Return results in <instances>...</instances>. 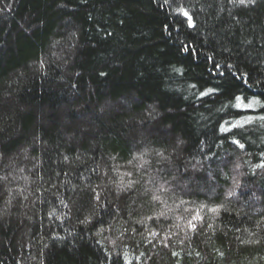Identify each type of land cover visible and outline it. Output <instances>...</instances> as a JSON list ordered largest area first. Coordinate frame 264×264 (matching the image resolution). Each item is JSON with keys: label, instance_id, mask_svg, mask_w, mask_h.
I'll use <instances>...</instances> for the list:
<instances>
[{"label": "trees", "instance_id": "16d2710c", "mask_svg": "<svg viewBox=\"0 0 264 264\" xmlns=\"http://www.w3.org/2000/svg\"><path fill=\"white\" fill-rule=\"evenodd\" d=\"M0 264H264V0H0Z\"/></svg>", "mask_w": 264, "mask_h": 264}, {"label": "rangeland", "instance_id": "374dc122", "mask_svg": "<svg viewBox=\"0 0 264 264\" xmlns=\"http://www.w3.org/2000/svg\"><path fill=\"white\" fill-rule=\"evenodd\" d=\"M31 158V157H30ZM137 164H131V165H128L125 169H123L121 172H123V174H124V176L126 177V176H128V178H135V177H137V176H134V175H131V172H136L137 171ZM120 171V170H119ZM116 172V174L115 175H120V172ZM168 172L170 173V170H168ZM127 174V175H126ZM161 174L159 173V176H160ZM156 176V174H152L151 175V178H153V177H155ZM157 179V178H156ZM164 182V181H163ZM167 183H165V184H162L161 185V182H160V185H161V188L162 189H164V190H166V191H168L167 193L168 194H170V195H172V189L175 191L176 190V188L174 187V185L173 184H170L168 181H166ZM119 183V182H118ZM137 186H139L140 187V185H141V188L140 189H143V191H145L144 189H146L145 187H146V184H144V183H142V182H140V180H137ZM141 183V184H140ZM119 185V184H118ZM121 188H123L122 186H120ZM166 187V188H165ZM140 192V193H144V192ZM147 191H145V193H146ZM147 193H149V192H147ZM140 195V194H139ZM165 195V194H164ZM140 196H142V195H140ZM146 196V195H145ZM165 196H167V195H165ZM184 211V210H183ZM175 215H168V213H167V216H160L161 218L159 219L160 221H163L162 223L164 224V223H168L167 225H166V227H169V226H171L170 224H172V225H178V226H183V227H189V225L190 224H187V221H186V219H183V218H179L178 216L179 215H177V211H172ZM185 215H187V213L185 214ZM187 217H189V216H187ZM169 218H174L173 219V223L170 221V219ZM158 221V220H157ZM171 222V223H170ZM160 223V222H159ZM175 223V224H174ZM161 224V223H160ZM168 229V228H167Z\"/></svg>", "mask_w": 264, "mask_h": 264}, {"label": "snow or ice", "instance_id": "6c2138e0", "mask_svg": "<svg viewBox=\"0 0 264 264\" xmlns=\"http://www.w3.org/2000/svg\"><path fill=\"white\" fill-rule=\"evenodd\" d=\"M244 2V0H241V3H243ZM185 15H187L186 13H185ZM102 75H103V73H102ZM202 95H203V93H202ZM236 99L237 100H239L240 98L239 97H236ZM237 107H239V104L237 105ZM221 130L222 131H227V129H224L223 127L221 128ZM234 143H238V141H234ZM241 148H243V145L241 144V145H239ZM211 211H213V212H216L217 211V209H211ZM194 219H195V217H194ZM192 227H195V225H192Z\"/></svg>", "mask_w": 264, "mask_h": 264}]
</instances>
